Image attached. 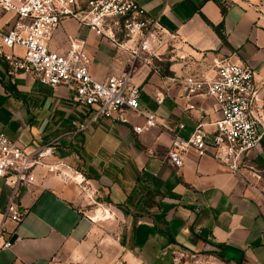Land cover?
I'll return each instance as SVG.
<instances>
[{
    "label": "crops",
    "instance_id": "obj_1",
    "mask_svg": "<svg viewBox=\"0 0 264 264\" xmlns=\"http://www.w3.org/2000/svg\"><path fill=\"white\" fill-rule=\"evenodd\" d=\"M133 1L164 35L167 45L154 55L134 57L74 20L50 48L63 53L69 38L82 41L99 81L132 72L142 111L156 119L141 134L134 128L145 126L144 116L94 121L75 92L30 74L10 76L0 57V132L26 153L52 146L47 162L83 174L88 188L41 169L15 200L25 211L15 223L5 216L12 190L0 179V264H264V181L248 185L211 158L189 155L178 170L167 158L174 131L188 137L198 115L186 110L188 75L212 80L224 59L245 64L264 100V0ZM250 160L264 167V145ZM99 210L109 216L93 222Z\"/></svg>",
    "mask_w": 264,
    "mask_h": 264
},
{
    "label": "built area",
    "instance_id": "obj_2",
    "mask_svg": "<svg viewBox=\"0 0 264 264\" xmlns=\"http://www.w3.org/2000/svg\"><path fill=\"white\" fill-rule=\"evenodd\" d=\"M67 20L130 50L134 57L140 51L154 55L158 47L155 34H162L158 21L147 18L133 0H0V57L7 63L8 74H30L45 86L72 90L77 103L93 110L94 121L108 118L126 124L127 114L134 113L146 118L145 126L135 127V133L154 128L155 116L142 111L141 89L133 84L132 72L105 81L95 79L92 60L84 43L76 38H69L63 53L51 50L50 43ZM122 39L135 42L136 49L125 48ZM17 48L23 53H16ZM182 86L188 101L186 110L198 115L188 137L174 131L167 154L170 165L181 169L186 157L194 155L213 159L228 172L244 178L248 185L264 181V168L250 160V154L264 145V100L252 68L224 59L216 63L214 79L190 74ZM199 98H205L209 107L197 102ZM176 128L182 131L186 126L178 124ZM52 151V146H47L26 153L0 132V179L12 190L5 212L11 221H22L25 211L15 200L21 197L22 189L35 184L41 169L63 181L73 180L87 191L83 174L47 162ZM87 193L92 201L94 192ZM102 220L96 216L92 219Z\"/></svg>",
    "mask_w": 264,
    "mask_h": 264
},
{
    "label": "rangeland",
    "instance_id": "obj_3",
    "mask_svg": "<svg viewBox=\"0 0 264 264\" xmlns=\"http://www.w3.org/2000/svg\"><path fill=\"white\" fill-rule=\"evenodd\" d=\"M155 38H156V42L158 43V47H160V48H162L165 44H166V41H165V38H164V35L163 34H160L159 32H158V34H155ZM161 43V44H160ZM163 43H165V44H163ZM163 45V46H162ZM167 45V44H166ZM157 47V48H158ZM156 48V49H157ZM159 48V49H160ZM20 53H22V52H20ZM251 163H253V164H255L256 165V163L255 162H253V161H251ZM258 166V165H257ZM259 168H264V167H260V166H258ZM189 262L191 263V264H215V263H212V262H209V261H200V262H196L194 259H192V258H189Z\"/></svg>",
    "mask_w": 264,
    "mask_h": 264
},
{
    "label": "bare ground",
    "instance_id": "obj_4",
    "mask_svg": "<svg viewBox=\"0 0 264 264\" xmlns=\"http://www.w3.org/2000/svg\"><path fill=\"white\" fill-rule=\"evenodd\" d=\"M97 214H98L99 219H105L106 217L109 216L108 212H105V211H102V210H99L97 212Z\"/></svg>",
    "mask_w": 264,
    "mask_h": 264
},
{
    "label": "water",
    "instance_id": "obj_5",
    "mask_svg": "<svg viewBox=\"0 0 264 264\" xmlns=\"http://www.w3.org/2000/svg\"><path fill=\"white\" fill-rule=\"evenodd\" d=\"M18 236L15 234L12 236V238L10 239V244H13L16 240H17Z\"/></svg>",
    "mask_w": 264,
    "mask_h": 264
}]
</instances>
